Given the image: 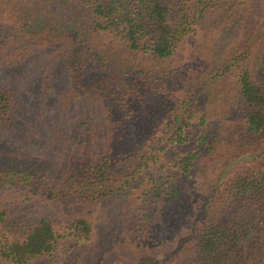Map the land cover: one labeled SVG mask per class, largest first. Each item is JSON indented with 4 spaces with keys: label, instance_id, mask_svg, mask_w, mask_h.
I'll return each instance as SVG.
<instances>
[{
    "label": "trees",
    "instance_id": "trees-1",
    "mask_svg": "<svg viewBox=\"0 0 264 264\" xmlns=\"http://www.w3.org/2000/svg\"><path fill=\"white\" fill-rule=\"evenodd\" d=\"M213 1L53 0L46 21L24 14L0 32V74L36 61L28 68L33 79L27 92L0 80V129L18 145L0 143V264H43L74 243H88L93 228L87 208L110 198L123 204L134 189L148 212L140 220L139 239L151 236L156 224L165 235L175 233L174 248L164 254L169 264H264V32L258 28L263 6L260 18L247 24L245 44L235 39L227 64L210 73L211 85L230 74L236 78L226 124L214 122V130L196 129L202 87L181 100L184 106L167 105L163 96L181 76L176 70L149 80L123 66L128 61L105 53L113 42L155 61L171 59ZM247 2L239 4L247 8ZM41 33L42 45L27 40ZM44 55L63 68L62 81L43 63ZM96 95L122 116L120 126L103 118L98 123L91 112L77 113L73 100ZM85 116L93 124L77 140L84 152L60 161L61 167L27 151L46 142L63 157L65 142ZM219 149L226 157L221 173L184 232L177 222L186 176ZM63 206L78 212L58 217L55 207ZM166 220L174 222L171 233Z\"/></svg>",
    "mask_w": 264,
    "mask_h": 264
},
{
    "label": "rangeland",
    "instance_id": "rangeland-1",
    "mask_svg": "<svg viewBox=\"0 0 264 264\" xmlns=\"http://www.w3.org/2000/svg\"><path fill=\"white\" fill-rule=\"evenodd\" d=\"M258 1L260 3L257 4L254 2L249 3L246 0L247 8H243L244 4L241 6L239 3H244V0H214L212 2L213 6H210L206 15L200 19L196 32L186 37L176 54L168 60L155 61L150 55L130 52L119 43H107V41H110L109 38H105V43L113 50L103 49H105L108 56L112 54V58L117 56L121 61H128V63H123V66H131V69L136 70L139 76L146 77L149 80L150 75L158 77L163 72H167L169 75V72L176 70L181 76L177 77V82L172 85V90L169 91L168 95L163 96L167 105L172 102V104L184 106L185 104L181 100L185 97L187 98L184 100L189 99L191 93L195 92V86L202 87L204 92L200 96L198 104L201 109L195 114L196 129L208 130L210 128L214 130L213 125L216 122L223 121V125L226 124L227 107L236 94V78L230 74L224 79L221 78L219 82L213 81V85H211L210 73L227 64L229 53L231 54L234 49L235 39L243 41V44H245L248 37H250L246 34L247 24L251 20L254 21L260 18L259 12L261 13L262 6L264 8V0ZM52 2L53 0H5L0 3V32L14 26L20 18H25L24 14H29L31 19L36 20L37 23L46 21ZM234 3L241 7L240 11L237 10L238 8ZM31 19L28 20L30 24ZM235 19H243L244 21H240L238 25H232V21ZM261 24V28H258L264 32V20L261 21ZM234 26L237 29H233ZM37 30L43 32L39 28ZM29 37L27 40H30V44L38 46L43 44L42 33L41 35H29ZM42 60L43 63L47 62L51 68H54L57 78L62 81L64 77L62 74L63 68L58 65L57 61H53L52 58L45 55ZM35 62V60H32L30 62L32 65H25V69H4V72L0 74L1 82H8L13 88L16 87L20 90L21 93L27 92L26 89L31 87L32 83L30 82L33 79L28 68L34 66ZM188 96L190 97L188 98ZM101 99L103 102H101ZM73 103L77 106V113L84 112L89 115L88 113L91 112L92 115L96 116L98 123L101 122L102 118L104 121L107 119L110 126H120L123 123L122 116L111 106H107L105 99L100 95H96L93 99L83 96L73 100ZM50 110L53 111L54 107L52 106ZM204 111L207 112V117H205ZM201 116L206 118V122H201ZM86 117L89 116L83 117L81 129L73 128L72 133L70 132L69 137L73 134L74 138L71 140L68 138L65 142L67 151H62L64 152L63 157L58 156V148H50L46 142L42 146L39 145L28 150L26 148V150L31 152L35 158L43 160L55 168L61 167L64 162L60 161L68 162L78 152H84L83 150L78 151L81 144L77 140L85 137L92 130L93 119L92 122L87 121ZM207 123L208 126H206ZM82 132L85 134L84 136L76 135L77 133L82 134ZM0 143L2 145L4 143V146L9 148L18 147L8 137L6 130L2 129H0ZM221 152H223L221 149L217 150L210 161L199 165L191 176H186V183L180 200L179 212H181V216L177 222V224L183 226L184 232L187 231L186 229L192 219L197 217L193 214L194 209H200L201 204L206 199L207 189L211 188L210 185L216 181L218 174L221 173L226 158L220 154ZM136 191L137 189H134L133 193L129 194L130 198L123 204L114 202L110 198L109 201L103 200L96 203L95 206L90 205L84 214L92 224L91 241L82 245L74 243L68 252L54 258L45 259L43 264H87L85 261L88 257H91V264H169L167 258H164V254L170 252L176 244L175 233H171L174 222L169 220L164 222L166 229L170 228L171 234L165 235V231L161 230V228H164L156 224L158 226L150 229L151 236L140 240L139 223L142 220L143 213L148 214V212L139 202ZM55 209L58 211V217L61 216L62 212H66L65 216L70 215L68 218L75 216L78 212V208L74 210L69 208L68 210L67 206H63L62 209L55 207ZM199 209L196 213H201ZM85 247L88 249H84ZM83 252L87 253L88 256L84 255Z\"/></svg>",
    "mask_w": 264,
    "mask_h": 264
}]
</instances>
